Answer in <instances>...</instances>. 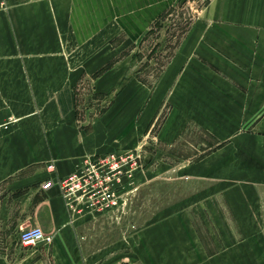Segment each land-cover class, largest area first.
<instances>
[{
	"label": "crops",
	"instance_id": "1",
	"mask_svg": "<svg viewBox=\"0 0 264 264\" xmlns=\"http://www.w3.org/2000/svg\"><path fill=\"white\" fill-rule=\"evenodd\" d=\"M205 1L176 58L181 61L185 48H190V93H199V102L208 109L237 111L248 126L264 127V0ZM178 2L10 0L0 9V124L16 119L0 134V189L14 196L0 198V264L102 263L106 252L96 240L101 236L82 230L81 220L80 226L71 224L57 182L85 157L135 145V102L145 105L149 99L144 88L140 102L134 99V87H126L127 107L121 114L100 118L87 130L77 119L75 87L84 76L98 78L99 89L132 78L117 65L103 72L107 64L119 61L102 47H112L119 37L131 45L142 42ZM196 54L200 56L194 58ZM201 57L204 83L198 80ZM245 159V152L225 149L190 170L215 178L213 189L223 192L227 206L236 207L231 191L238 196L236 192L246 188L238 181L240 175L255 168V159L248 164ZM52 160L55 168L48 171ZM236 175L237 180L232 179ZM50 179L55 184L43 189ZM187 206L175 203L137 230L110 236L116 240L109 243L110 256L125 264H262L260 246L252 238L209 249ZM10 222L15 231L40 226L54 240L25 248L6 233Z\"/></svg>",
	"mask_w": 264,
	"mask_h": 264
},
{
	"label": "rangeland",
	"instance_id": "2",
	"mask_svg": "<svg viewBox=\"0 0 264 264\" xmlns=\"http://www.w3.org/2000/svg\"><path fill=\"white\" fill-rule=\"evenodd\" d=\"M205 4V0H179L172 10L155 22L142 42L131 45L125 38L119 37L112 47H102V52L108 53L110 50L109 53L118 56L119 61L118 64H107L103 72L117 65L119 72L127 70L132 78H121L110 88L99 89L98 78L84 76L75 87L77 119L79 126L87 130H91L92 124L100 118L121 114V110L127 107L123 99L126 87H134V99L140 102L141 88H144L147 92L144 97L148 95L149 99L145 105L135 102V145L129 149L118 148L85 157L80 166L66 177L74 174L80 176V171L85 168V160L90 158L98 159L111 153L134 157L125 166L129 173L120 177L119 203L114 211L97 212L90 204L97 200L94 189H87L78 208L82 213H77V210L74 218L69 213L72 225L80 226L78 222L81 220L85 224L82 230L91 236H101V239H96L101 241L106 252L101 264H125L120 257L110 256L109 243L116 241L110 236L128 228L137 230L141 223L173 208L175 203L188 205L186 208L191 211L209 249L215 251L219 245L252 238L260 246L264 264V127L248 126L247 122L239 120L237 111L206 108L201 100L199 102V93H190L192 76L189 72L190 61L186 60L191 55L190 48H185L181 61L176 59L180 43L197 22L200 17L197 11ZM199 56L196 54L193 57ZM200 61L198 74L201 78L198 77V80L204 83L205 60L202 58ZM102 81L106 80L102 78ZM198 87H204V84L199 83ZM15 121L11 117L0 124V134ZM225 149L245 152L247 164L255 159V168L248 171L249 174L232 178L237 180L239 177L238 181L246 186L236 192L238 196L234 197L231 191V199L236 207L227 206L223 192L213 189V177L191 174L190 170L192 166L204 164L208 155ZM50 164L55 162L47 163L48 171ZM219 166L222 167V164ZM89 173L86 174L87 182L95 185L96 180L90 177L93 172ZM85 183L80 178L71 186L78 187V184ZM77 193L81 196L84 189ZM7 196L14 197L7 189H0V198ZM12 225V222L8 224L6 233L17 241L21 230L31 227L29 225L15 231ZM20 245L24 246L21 242ZM91 247L93 249V244Z\"/></svg>",
	"mask_w": 264,
	"mask_h": 264
},
{
	"label": "built area",
	"instance_id": "3",
	"mask_svg": "<svg viewBox=\"0 0 264 264\" xmlns=\"http://www.w3.org/2000/svg\"><path fill=\"white\" fill-rule=\"evenodd\" d=\"M9 1L10 0H0V9H6ZM15 1L29 2L34 0ZM124 155L117 156V154L111 153L98 159H87L84 162L85 168L80 171V173H82L80 176L78 174H74L67 179L65 178L57 182L60 185L66 207L72 218L75 217L77 210V213H82V210H79L78 208L81 206L87 189H94V195L97 197V200L94 199L95 201H91L90 204L97 212L99 211V213H104L106 210L114 211L116 209L119 203L118 186H121L120 177L124 173H129V170H127L125 166L130 160H134L132 155ZM48 168L50 170H54L55 164H50ZM91 169L94 171H90ZM87 172H93V175L90 177H94V180H96L97 183L95 185L91 186L89 182H87ZM80 178H83L86 183L81 185L78 184V187L76 185H74L75 187L71 186L74 181H77ZM54 184L55 181L50 179L43 184V189H49ZM81 188L84 189V193L80 196L77 192ZM19 239L21 244L27 247L37 246L43 243L50 244L54 240L53 235L45 232L40 226H31L22 229Z\"/></svg>",
	"mask_w": 264,
	"mask_h": 264
}]
</instances>
